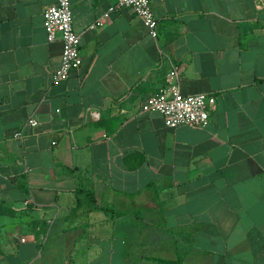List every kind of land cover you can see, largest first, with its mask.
Segmentation results:
<instances>
[{
    "label": "crops",
    "instance_id": "0c3cea01",
    "mask_svg": "<svg viewBox=\"0 0 264 264\" xmlns=\"http://www.w3.org/2000/svg\"><path fill=\"white\" fill-rule=\"evenodd\" d=\"M149 1L157 43L70 0L82 63L55 82L56 0H0V264H264V0ZM173 65L215 97L202 129L141 111ZM81 188L106 210L71 215Z\"/></svg>",
    "mask_w": 264,
    "mask_h": 264
},
{
    "label": "built area",
    "instance_id": "2783aa9c",
    "mask_svg": "<svg viewBox=\"0 0 264 264\" xmlns=\"http://www.w3.org/2000/svg\"><path fill=\"white\" fill-rule=\"evenodd\" d=\"M119 8H128L139 17L146 26L151 39L157 43L158 22L153 15L149 0H115V3L92 23L90 29L101 28L109 13ZM43 25L48 42L57 38L61 40V63L53 73V80L55 82L65 81L69 78L71 70L77 69L82 63L80 36L73 30L70 0H56L54 4L47 6L43 13ZM182 70L179 65L171 66L165 75L164 86L147 99L141 106V111L160 114L168 128L173 129L183 125L202 129L207 124L214 108L215 97L208 93L183 95L179 88ZM85 114L91 119H99V113L93 110L86 109ZM26 124L31 128H36L39 122L34 118H29ZM22 136V132L15 135L18 139Z\"/></svg>",
    "mask_w": 264,
    "mask_h": 264
},
{
    "label": "trees",
    "instance_id": "16d2710c",
    "mask_svg": "<svg viewBox=\"0 0 264 264\" xmlns=\"http://www.w3.org/2000/svg\"><path fill=\"white\" fill-rule=\"evenodd\" d=\"M76 206L72 210L71 215H78L88 212L90 209L106 210L104 207H99L96 203L95 194L91 189L81 188L75 192ZM152 260V259H151ZM153 264H177V262H168L161 259H155Z\"/></svg>",
    "mask_w": 264,
    "mask_h": 264
}]
</instances>
